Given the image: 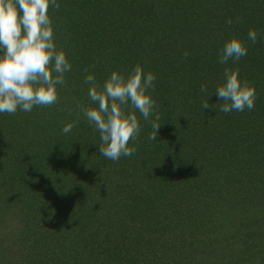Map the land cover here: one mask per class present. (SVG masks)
Segmentation results:
<instances>
[{"label": "trees", "instance_id": "obj_1", "mask_svg": "<svg viewBox=\"0 0 264 264\" xmlns=\"http://www.w3.org/2000/svg\"><path fill=\"white\" fill-rule=\"evenodd\" d=\"M57 2L60 5L58 10L49 8L54 39L58 48L66 53L72 69L65 74V84L57 86V103L49 107H33L30 112L18 110L17 118L12 121L13 126H17L18 136L8 139L11 145H4L7 140L0 142V155L5 153L0 173L5 166L9 169L10 178L4 187H0V228L6 227L0 243L14 236L13 242H18L21 252L11 243V249L8 247L5 254L0 252V264H79L85 259L89 264H264L260 255H257L259 261L254 263L257 260L254 256L260 248L258 244L264 242V220L256 221L261 229L258 231L248 229V223L242 226V222L234 218L233 207H229L231 194L238 197V192L234 191L218 200L216 212L213 210L216 205L211 200L214 193L212 188H205L212 179V172H207L210 180L206 178L208 181H205L198 168L205 169L207 164H212L221 171L220 162L215 161L220 158L211 157L212 149L196 158L193 153L197 150L189 144L194 140L198 127L205 130L203 123L208 126L209 120L214 122L212 114L217 108L213 112L210 110L212 114L209 117L205 116L202 100L211 101L216 96L215 85L223 81L225 68L238 70L240 79L247 80L256 91L255 106L251 111L245 109L242 112L244 116L237 113L228 117L231 127L240 128L238 125L242 119L259 123L264 128V0ZM229 20L232 21L230 25L227 23ZM250 29L258 34L255 43L247 39ZM233 36L246 45L247 55L238 62L229 60L222 65L219 55L225 42ZM137 64L145 73L151 72L156 77L154 89L148 90L155 101V108L148 121L136 112L141 138L129 141V147L137 149L129 159H145L148 152L150 158L163 154L174 158L180 157L179 153L185 155L179 163L175 160L168 162L167 174L159 173L157 202L166 197L169 206L146 208L144 210L148 213H145L140 212L145 206L142 201L136 198L127 201L124 212L134 221L137 217L143 220L133 229L131 241L134 243H130L128 253L125 246L128 238L121 236L124 224L128 231L127 217L119 224L108 210H102L111 202L106 204L101 200L94 207L91 201L96 192L92 186L84 189L73 184L82 174L81 166L87 152H93L99 143V132L89 125L77 107V101L85 106H95L88 96L83 98L87 91L80 88L81 84L84 86L88 74L102 84L113 70L126 75L128 68ZM209 78L211 80L207 83ZM74 82L77 83L75 89ZM202 85L211 93L209 97L201 92ZM69 91L77 94V98H69ZM40 109L55 114L52 122H36L37 116L32 115H37ZM156 115L160 118L157 139L146 145L143 141L154 131L152 121ZM221 117L226 118V114L221 112ZM68 122H75L76 126L65 135L62 127ZM7 123L10 122H3V125L7 126ZM8 129L11 128L7 126L4 129L5 133H12ZM32 133H38L41 139L35 143L34 150V145L29 151L23 146V151L30 154L21 158L14 153L12 142L19 143V138H23L20 141L23 143L27 136L35 135ZM214 133V130L210 133L211 142L216 135ZM122 158L126 157L122 156L118 162ZM193 158L199 159L200 165L197 166ZM35 165L39 172L30 174L29 170H33ZM221 165L224 166L222 162ZM190 167L193 170H186ZM194 172L197 173L194 175ZM17 178L33 188H19L22 193L16 191L9 184ZM211 186L210 182L207 187ZM201 191H204L203 199ZM245 193L243 196L248 199ZM113 197L111 201L116 202V195ZM56 203L63 209L55 206ZM173 206H181L182 210L172 209ZM214 212L216 215L211 218ZM181 213L187 219L176 220L177 223L173 224V218L182 216ZM11 215L20 219L19 223L23 225L20 230L24 234L17 232L19 229L14 232L11 223V227H7ZM108 217L110 223H106ZM191 217L194 222L190 221ZM95 224L103 229L99 231L104 234L95 231ZM44 225L49 227L35 236L36 229ZM176 225L180 226L181 233L175 232ZM211 225L214 228L225 227V232H230L228 238L220 237V233L213 241L204 238L201 227L207 231ZM254 236L259 242L251 240ZM222 240H226L225 248L219 244ZM210 242H214V246ZM136 243L142 244L143 251L135 249Z\"/></svg>", "mask_w": 264, "mask_h": 264}, {"label": "clouds", "instance_id": "obj_2", "mask_svg": "<svg viewBox=\"0 0 264 264\" xmlns=\"http://www.w3.org/2000/svg\"><path fill=\"white\" fill-rule=\"evenodd\" d=\"M50 7L58 10L60 5L57 0H0V113L30 112L33 107H49L58 101L57 86L65 84V74L72 66L55 43ZM257 35L250 29L247 39L255 43ZM187 55L185 52L184 56ZM246 55V45L233 36L225 42L218 59L225 65ZM155 79L139 64L127 75L113 70L102 84L93 75H86L85 83L90 85L88 98L95 106L77 101V107L99 132L98 151L106 159L118 161L137 151L136 147H129V141H135L140 134L136 112L145 121L152 116L155 101L148 90L154 89ZM201 92L208 97L211 94L204 85ZM215 93L221 103L212 107L225 114L251 111L255 106V88L240 79L238 70L225 68L224 79L217 84ZM209 107V100H202L203 110ZM159 119L156 115L152 121L154 131L149 133V141L157 139ZM75 126V122L65 123L63 134L67 135Z\"/></svg>", "mask_w": 264, "mask_h": 264}, {"label": "rangeland", "instance_id": "obj_3", "mask_svg": "<svg viewBox=\"0 0 264 264\" xmlns=\"http://www.w3.org/2000/svg\"><path fill=\"white\" fill-rule=\"evenodd\" d=\"M255 18L258 19L257 16ZM132 67L128 68V71L126 75L132 70ZM214 79V78H212ZM209 80L206 82L209 83ZM76 82H74V89L76 87ZM210 85V84H209ZM217 84L215 85V87ZM90 85L86 84L84 82V86L81 84L80 88H84L83 91H87L83 95V98L85 96H88V89ZM71 89L72 86H71ZM68 94V93H67ZM77 98V94L74 92L69 91V98ZM205 98V94L203 95ZM221 103V101H218L217 95L209 101L210 107L204 110V115L210 116L212 112L214 111V107L212 105H217ZM256 108V107H255ZM212 110V112L210 111ZM43 109H40L37 115L35 113L32 115L33 117L37 116V120L40 123V120L43 122L50 123L52 122V118H55L54 115H51V112H42ZM41 112V113H40ZM215 114H212L214 116V122H211L209 120L208 126H206L205 123L203 125L205 126L204 129H200L198 127L197 133L194 136V140L190 141V147L197 150L196 153H193L196 155V158H200L206 151H209V149H212L211 151V157H216L220 159H216L215 161L220 162V167L223 169L221 171H218L219 169L217 166L212 165V164H207L205 169L203 168H198L199 171H202V179L205 181H208L206 178L209 179L208 171L212 172L211 180L207 183V185L211 182V187H206L205 188H212L214 199L211 198V200L216 203H218L222 197H225L229 195L231 191H234L235 193L238 192V197L235 195L231 194L230 198V205L229 207H233L232 209L235 210L234 212V218L237 221L242 222V226L248 223V229L250 230H261L259 229V221L264 220V128L260 127L259 123H251L249 121H244L241 119L239 123L240 128H234L231 127V121H229L228 117H230L232 114H237V113H242L239 111H232L230 113L226 114V118L221 117V112L219 111V108L217 107V111H215ZM245 113H242L241 115L244 116ZM18 113L11 115L9 117L6 113H0V142H4L7 140V144L4 145H11L10 142H8V139L14 138L17 135L16 133V125L14 124L13 126V119L17 118ZM208 117H206L208 119ZM6 118V119H4ZM223 119L225 120L223 122ZM10 122L7 123L8 127H10L12 133L7 131V134L5 133L4 129L7 127L3 125V122ZM229 121V122H228ZM180 125L181 122L179 123ZM5 127H2V126ZM48 125V124H47ZM146 125H149L147 123ZM215 128V129H214ZM214 130L216 134L215 137H213V142L210 141L211 139V131ZM203 131V132H202ZM35 134L33 137L27 136L23 143L20 142L23 138H19V143L17 142H12L13 146V151L14 153H17L18 156L21 158L24 157L26 154V157L28 156L29 153H26L23 151L25 148L31 149V145L35 147V143L41 139L40 135L38 133H32ZM32 136V135H31ZM37 140H33V139ZM138 138H141L138 136ZM195 141V142H194ZM206 141V142H205ZM24 142L26 143L24 145ZM146 145H151L153 141H149V139H145L143 141ZM22 144V146L20 145ZM1 144V143H0ZM3 144V143H2ZM54 144L52 143V146ZM157 145V144H156ZM155 145V146H156ZM25 148H24V147ZM154 146V144L152 145ZM98 147V146H97ZM96 147V148H97ZM94 149L93 152H87L83 164L81 166L82 169V174L81 176L78 175V180L73 184L76 188H88L89 186H92L93 192H96V196H94L92 202V206H96V203L100 202L102 200V203L108 204V202H111V204H108L109 206L107 208H103L102 210H108V214L112 217L113 220H117L119 224H122L124 221V218H126V224L128 225V231L125 229V224L122 226L124 229L122 230L121 236H127L128 240L125 241V246L126 250L128 253H130L131 247L129 246L130 243H134V241H131L132 236H133V229L138 227V223L142 220L141 217H137L136 220L134 221L130 215H128L126 212H124V207L126 206L127 201L131 199H139L140 202L142 201V204L145 206H142V209L140 212H145L148 213L147 210H144L146 208H151V207H159V205H164L169 206L170 202L166 197H162L158 200L157 202V191H158V178H159V173L162 174H167V167H169L168 162H172L175 160L176 163H179L183 159L184 153H179L180 157L174 158L171 155L167 156V154L161 155H155V158H150V155L147 153L145 155V159L142 158H135L132 161L129 159V157H126L125 159L122 158L121 162L118 161H112L109 159H106L103 157L99 151L98 148ZM32 150V151H33ZM39 150V149H38ZM10 154V151H8ZM42 152V151H41ZM193 155V157H195ZM5 156V153L0 155V163L2 164L3 162V157ZM37 157L35 158L36 161ZM191 159V157H190ZM195 161V164L198 166L200 165L199 159H192ZM9 163H11V160H8ZM221 162L224 164L221 165ZM211 163V162H210ZM256 163H259L260 165H256ZM39 168L35 165V168L30 169L29 173L30 174H37L39 172ZM186 170H193V168H189ZM217 170V171H216ZM189 173V171H188ZM197 172H194L193 174L195 175ZM219 175V176H218ZM170 175V179H171ZM189 179V178H188ZM10 181L9 178V169H6L4 166V170L0 173V187L5 186L6 182ZM157 182V183H156ZM25 182L20 181V179H15L12 181L9 185H13L16 191L23 190V188H33L30 187V184L24 185ZM26 184V183H25ZM29 185V186H28ZM257 189L256 191H252L251 189ZM69 189V188H67ZM66 189V190H67ZM230 190L228 193H226L227 190ZM15 191L14 189H12ZM60 190V189H59ZM64 190V189H61ZM220 190V191H219ZM248 195V199L244 198L243 192ZM22 193V191H20ZM202 193L201 199L204 198ZM155 193V194H154ZM116 195L117 201L113 202L111 201L115 197L113 195ZM153 194V195H151ZM151 195V196H150ZM212 195V196H213ZM160 197V196H159ZM243 197V198H242ZM170 198V197H168ZM242 199H244L242 201ZM97 200V201H96ZM249 200V202H248ZM148 202H151L150 204ZM158 203V204H157ZM121 204V206H120ZM15 205L19 206V204ZM187 205V204H185ZM58 208H62L63 206L58 205L57 203L55 204ZM107 206V205H106ZM182 206V205H181ZM172 207V209L177 208V210L180 212L182 209L179 207ZM13 207V206H12ZM217 204L214 205L213 210L216 212L217 210ZM160 208V207H159ZM128 209V208H127ZM206 212V211H205ZM212 213L211 218L214 217L216 214ZM63 213V210H62ZM182 216L180 217H174V223H177L176 220H185L187 219V216H184L181 213ZM63 216V215H61ZM144 216V215H143ZM109 220L106 221L110 223V217H108ZM233 218V220H235ZM9 221L7 223V227H11L10 223L12 225L13 231H17L19 229L20 233V227L23 226L18 219V217H13L12 215L10 218L8 217ZM120 219V220H119ZM130 219V220H129ZM210 219V218H209ZM106 220V219H105ZM231 220V219H229ZM112 221V220H111ZM122 221V222H121ZM190 221L194 222V218L191 217ZM258 221V222H256ZM255 223V224H254ZM230 226V225H229ZM247 226V225H246ZM48 225H44L42 228H37L36 234H40L43 231V228H48ZM95 231L99 232L100 234H104L103 232L101 233L100 231V226L98 224H95ZM6 227L0 228V238H3L5 236ZM221 226H210L209 230L205 231V227H201L202 230V236L204 238H207L208 241H213L214 239H217L218 234L220 233V237L222 236L223 238L226 236L228 238L230 232L226 233L225 227ZM102 229V228H101ZM100 230V231H99ZM103 231V229H102ZM180 232L181 233V228L179 225H176L175 232ZM221 231V232H220ZM263 235V232L261 233ZM15 235V233H14ZM14 236H9V240L3 242L2 244L0 243V252L1 254H5V252L11 249L10 244L12 243L17 250H19V247H17L18 242H13ZM264 238V237H263ZM11 239V240H10ZM124 239V238H123ZM125 240V239H124ZM219 240V239H218ZM254 240V242H259L255 236L251 239ZM10 241V242H9ZM123 241V240H121ZM211 243V242H210ZM226 240H222L219 242L223 248L227 246ZM209 244V243H208ZM137 245V243L135 244ZM142 244H138L136 246V250L138 251H143V247L141 246ZM145 245V243H144ZM210 245L214 246V242H212ZM258 246L260 248L257 249L256 254L254 256V259H257V255L262 256L263 258V263H264V242H259ZM262 247V249H261ZM21 249V248H20ZM149 251V248H147ZM16 250V251H17ZM19 253L20 250H19ZM259 261L258 259L254 261ZM248 262V261H247ZM79 264H89V261L86 259L83 261V263ZM245 264V262H244Z\"/></svg>", "mask_w": 264, "mask_h": 264}]
</instances>
